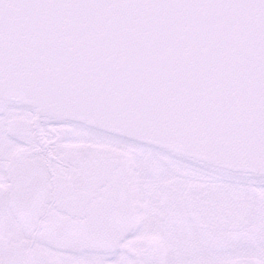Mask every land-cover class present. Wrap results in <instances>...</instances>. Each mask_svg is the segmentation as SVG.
Here are the masks:
<instances>
[{"label":"snow or ice","instance_id":"1","mask_svg":"<svg viewBox=\"0 0 264 264\" xmlns=\"http://www.w3.org/2000/svg\"><path fill=\"white\" fill-rule=\"evenodd\" d=\"M0 264H264V0H0Z\"/></svg>","mask_w":264,"mask_h":264}]
</instances>
